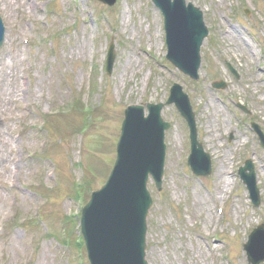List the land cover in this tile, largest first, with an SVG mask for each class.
Returning a JSON list of instances; mask_svg holds the SVG:
<instances>
[{
    "label": "rangeland",
    "instance_id": "374dc122",
    "mask_svg": "<svg viewBox=\"0 0 264 264\" xmlns=\"http://www.w3.org/2000/svg\"><path fill=\"white\" fill-rule=\"evenodd\" d=\"M185 1L201 9L208 29L196 81L164 60L163 17L151 0L110 7L96 0H0V264L87 263L71 214L85 191L107 178L125 107L164 103L174 82L188 95L212 172L191 174L186 123L165 105L160 113L172 126L164 136L162 187L148 183L146 260L247 264L242 244L264 223V148L250 129L255 123L264 133V0ZM111 42L115 57L106 74ZM210 102L221 124L217 155L205 142L206 119L215 118ZM223 156L225 186L216 176ZM246 159L257 172V207L237 175Z\"/></svg>",
    "mask_w": 264,
    "mask_h": 264
},
{
    "label": "water",
    "instance_id": "95a60500",
    "mask_svg": "<svg viewBox=\"0 0 264 264\" xmlns=\"http://www.w3.org/2000/svg\"><path fill=\"white\" fill-rule=\"evenodd\" d=\"M112 4L113 0H100ZM164 16L167 58L180 70L196 79L199 47L207 34L199 9L184 0H154ZM0 21V44L3 28ZM111 59H109V62ZM180 87L171 88L167 103L174 102L190 127L191 155L189 163L196 174H210V160L195 137L194 114ZM125 110L118 157L107 182L92 192L82 209L81 225L90 264H147L145 256V217L151 200L145 189L148 175L159 188L163 173V133L170 127L160 118L162 105H147ZM259 137L262 135L259 132ZM264 143V139H262ZM250 173L245 174L244 169ZM250 162L239 173L247 185L250 198L258 205V190ZM250 264L264 261V225L254 229L244 244Z\"/></svg>",
    "mask_w": 264,
    "mask_h": 264
},
{
    "label": "bare ground",
    "instance_id": "6f19581e",
    "mask_svg": "<svg viewBox=\"0 0 264 264\" xmlns=\"http://www.w3.org/2000/svg\"><path fill=\"white\" fill-rule=\"evenodd\" d=\"M211 104H213L212 102H210ZM214 105V109L211 110L210 113H215V118L214 120H212L213 122H211L209 120V118H207V122L205 124V131H206V141L205 142H208L209 141V146L213 148V154L214 155H217V149L215 148V145H216V136L219 135V128L221 127V124L218 123L217 121V113L219 112L217 106L215 104ZM204 111H206L208 113V110L205 109ZM215 123V124H214ZM214 124V125H213ZM215 126V127H213ZM214 129H216L217 131H213ZM224 129H225V132H228L229 131V128H227L226 126H224ZM217 134V135H216ZM214 142V143H213ZM220 163H219V166H218V169L216 171V176H217V182H221V183H224V186L226 185V182H227V179L225 178V174L226 172L225 171V167L224 165L227 163V160H226V156H223L221 159H219ZM237 211V210H236ZM238 212V211H237ZM236 212V213H237Z\"/></svg>",
    "mask_w": 264,
    "mask_h": 264
}]
</instances>
